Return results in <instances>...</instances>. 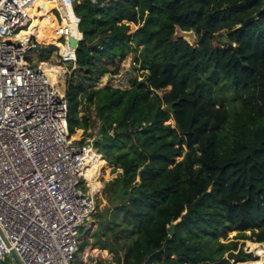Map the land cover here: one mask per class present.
<instances>
[{"label":"trees","instance_id":"obj_1","mask_svg":"<svg viewBox=\"0 0 264 264\" xmlns=\"http://www.w3.org/2000/svg\"><path fill=\"white\" fill-rule=\"evenodd\" d=\"M75 10L82 33L76 71L87 82L118 74L131 53L138 69L129 89L75 84L67 91L70 133L99 123L93 146L105 167L122 170L105 187L110 205L94 214L97 243L121 246V264H257L264 246V0H83ZM35 19L26 32L46 42L57 24L42 22L37 32ZM178 26L195 30V44L174 38ZM225 89L237 100L222 97ZM88 245L81 242L80 252Z\"/></svg>","mask_w":264,"mask_h":264},{"label":"built area","instance_id":"obj_2","mask_svg":"<svg viewBox=\"0 0 264 264\" xmlns=\"http://www.w3.org/2000/svg\"><path fill=\"white\" fill-rule=\"evenodd\" d=\"M80 1L0 0V264H17L12 251L23 264H77L80 227L95 210L85 172L87 149L98 150L72 139L67 92L45 69L56 65L30 56L35 36H19L35 10H50L60 59L77 68L70 38Z\"/></svg>","mask_w":264,"mask_h":264},{"label":"rangeland","instance_id":"obj_3","mask_svg":"<svg viewBox=\"0 0 264 264\" xmlns=\"http://www.w3.org/2000/svg\"><path fill=\"white\" fill-rule=\"evenodd\" d=\"M51 19L54 21L55 24H57L56 19L52 15L51 16L47 15L46 18L44 19H41L38 16V20L35 19L37 25L35 26L34 29H36L37 32L40 31L41 29H44L43 27H41L42 22H45L47 24V22L49 23ZM137 28H138L137 25L133 24L131 26V29L133 31H135ZM54 30H52V32ZM51 34L49 38L46 40V42H42L43 40H45V37L43 35H34L36 37L35 40L38 46L35 50L30 52L29 54L30 56L33 55L35 57H38V59L40 60L47 61L50 64H53L56 66L59 65L63 68V71L61 72L62 75L61 76L59 75V78H58L59 79L58 86L64 89L66 92L68 91L71 85H75V84H82L84 87H87V88H91L92 86L98 88L104 85H111L114 87H119L121 89H129L131 87V79H133L138 74V69L135 68L134 63H133V60H134L133 53L127 55L126 59L120 63V71L118 74L113 75L111 73H107L101 76L98 79L96 84H91L86 81V78L85 76H83L84 75L83 73L79 72L78 70L76 71V68H74L72 64H67L60 59V56L58 54V48L56 47V44H58V38H55L56 40L51 38ZM73 36L77 38L81 37V33L78 36L73 33ZM222 39L223 38L220 37L219 41L223 42ZM229 84L233 88L234 84L232 82H229ZM220 93L222 94V97H225L230 102L237 100V99L232 100V96L227 89L221 91ZM231 93L232 95H234V92L232 91V89H231ZM87 110L88 109H85L84 112H81V115H83ZM90 110L92 111V118L94 119L95 118L94 107L91 106ZM97 127L98 125L95 126L94 128L91 127L87 130H84L82 128L76 129V132L72 134V136L79 133V137L75 138V140H77L78 142L81 141V144L90 145V143L95 141L94 138L97 135L96 134ZM89 149L93 150V148L91 147H89ZM93 151L96 152L95 149ZM102 157H103V166L99 168L97 171L93 163L87 164V166H91L86 170V174H85L89 180L90 188H91L90 178L94 175L95 172H97V179L101 184V188H100V191L96 192L95 194V210L93 211L92 216L89 218L86 224L80 227L81 242H83L84 240H87L89 245L83 251L79 252L77 264H121L118 261V256H121L123 254V248L119 245H115L113 242H109V244L113 246L114 251L110 249H103L97 243L98 239L94 235V232L97 230L98 224H99V218L95 217L94 214L98 210H101L102 212L106 207L110 205L106 199L105 187L107 183L114 180L119 174H122V170L119 168L116 169L114 164L107 163L105 167V163L107 160H105L103 155ZM85 186H87V184H85ZM86 189H88V187H86ZM101 240L105 241L106 237H102ZM244 249L248 252H251L248 248L247 241L244 243ZM115 250H117L118 254ZM252 253L255 256H257L256 253L254 252ZM257 258L259 259L257 264H264V246L262 247L260 251V256H257ZM246 262H237L235 264H244ZM230 263L233 264V260H231Z\"/></svg>","mask_w":264,"mask_h":264},{"label":"bare ground","instance_id":"obj_4","mask_svg":"<svg viewBox=\"0 0 264 264\" xmlns=\"http://www.w3.org/2000/svg\"><path fill=\"white\" fill-rule=\"evenodd\" d=\"M49 4L51 5L50 8H52L54 6L53 2H49ZM45 13H47V10H45L44 8H42L41 10H35V12L33 13V17L35 19L36 15L40 16V15L45 14ZM56 29L57 28H55V30L51 34V38H53V39L59 38V36L56 33ZM73 33L76 34L77 36L80 35V32L78 31L76 26H71V35L72 36H73ZM19 36H25L27 39L30 37V35H28L26 32H22ZM81 36H82V34H81ZM73 37H75V36H73ZM75 38H77V37H75ZM45 69L49 70V72L50 71L52 72L51 74H52L53 79L55 81L56 80H57V82L59 81V79H58L59 78V74L63 71L62 67H59V66L51 67V66L46 64L45 65ZM72 139L75 140V138L73 136H72ZM86 155H87V157H86V162L87 163L86 164L93 163L94 166L96 167V171L103 166V157H102L101 154L96 153L93 150L88 148L87 152H86ZM89 167H91V166H88L87 169ZM85 174H86V172H85ZM90 182H91V191L92 192H99L100 188H101V184H100V182L97 179V172H95L94 175L90 178ZM104 252H106V251H104ZM105 254H107V253H105Z\"/></svg>","mask_w":264,"mask_h":264},{"label":"water","instance_id":"obj_5","mask_svg":"<svg viewBox=\"0 0 264 264\" xmlns=\"http://www.w3.org/2000/svg\"><path fill=\"white\" fill-rule=\"evenodd\" d=\"M175 39H179V38H184L185 40H187L189 43L191 44H195L196 40H197V35L195 30H183L181 29L179 26L176 29L175 35H174ZM81 39L75 38V37H71L70 38V45L74 48H76V50L79 47V42ZM223 42H227V38L223 37ZM181 219L177 220L176 222H173L171 225L168 226L167 230H168V234L170 236H173L175 233V228H176V224L180 221ZM1 232V231H0ZM12 255L15 258V261L17 264H23L21 258L18 256V254L14 251H12Z\"/></svg>","mask_w":264,"mask_h":264}]
</instances>
